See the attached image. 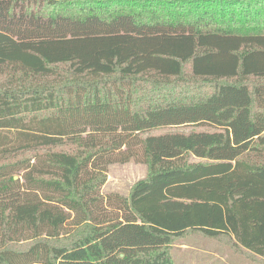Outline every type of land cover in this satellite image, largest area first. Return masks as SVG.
I'll return each mask as SVG.
<instances>
[{"label": "trees", "instance_id": "trees-1", "mask_svg": "<svg viewBox=\"0 0 264 264\" xmlns=\"http://www.w3.org/2000/svg\"><path fill=\"white\" fill-rule=\"evenodd\" d=\"M3 73L0 264H175L189 230L264 257V0H0ZM182 125L212 130L151 133Z\"/></svg>", "mask_w": 264, "mask_h": 264}, {"label": "crops", "instance_id": "crops-1", "mask_svg": "<svg viewBox=\"0 0 264 264\" xmlns=\"http://www.w3.org/2000/svg\"><path fill=\"white\" fill-rule=\"evenodd\" d=\"M170 249L175 264H259L264 258L236 245L233 236L210 237L195 230L175 237Z\"/></svg>", "mask_w": 264, "mask_h": 264}, {"label": "rangeland", "instance_id": "rangeland-1", "mask_svg": "<svg viewBox=\"0 0 264 264\" xmlns=\"http://www.w3.org/2000/svg\"><path fill=\"white\" fill-rule=\"evenodd\" d=\"M33 2L35 0H32ZM1 79L5 78V73L0 75ZM200 129H210L209 127H202L198 125H182L177 127H162L156 130L151 131V133H163L167 131H184L189 132L192 130H200ZM194 161H197L198 159L193 157ZM147 164L136 162L134 160H131L127 163H113L109 166L108 171V179L105 183L103 190L104 192H111V191H117L125 195H129L132 189V186L134 183L145 177L147 174ZM26 245H17V248H24ZM259 264H264V258H260Z\"/></svg>", "mask_w": 264, "mask_h": 264}]
</instances>
